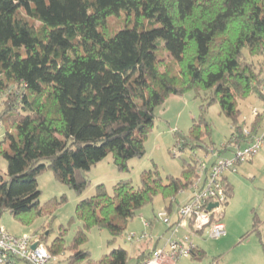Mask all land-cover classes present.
I'll list each match as a JSON object with an SVG mask.
<instances>
[{"label": "trees", "instance_id": "obj_1", "mask_svg": "<svg viewBox=\"0 0 264 264\" xmlns=\"http://www.w3.org/2000/svg\"><path fill=\"white\" fill-rule=\"evenodd\" d=\"M116 16L122 22L111 28ZM259 56L262 62L253 60ZM263 65L264 0H0V154L7 160L0 219L7 211L26 225L52 217L40 202L38 182L48 170L77 195L90 185L92 167L110 153L119 171H129V161L146 153L157 108L172 95L194 92L203 101L201 115L188 133L174 132L175 148L193 153L180 176L165 178L154 166L142 172L138 186L121 179L110 193L99 183L77 203L72 220L80 226L70 247L66 228L51 244L46 226L40 235L53 255L68 250L71 264H128L123 247L93 261L82 248L88 232L107 229L115 240L157 195L170 209L194 182L197 152L228 151L206 142L208 106L219 103L230 119L227 143L249 142L264 125V112L249 124L240 118L239 101L250 95L264 100ZM227 174L230 199L234 186ZM203 255L196 245L193 257Z\"/></svg>", "mask_w": 264, "mask_h": 264}, {"label": "rangeland", "instance_id": "obj_2", "mask_svg": "<svg viewBox=\"0 0 264 264\" xmlns=\"http://www.w3.org/2000/svg\"><path fill=\"white\" fill-rule=\"evenodd\" d=\"M121 22L120 17H112L109 22L110 27H117ZM253 60L262 62L263 57H255ZM175 98L177 99L174 101L167 99L157 108L155 125L146 141V153L143 157L129 161V171H119L114 164L113 154L110 153L92 167L89 172L90 185L82 195H77L72 188L58 181L53 172L48 170L38 176V182L42 190L40 202L43 206L49 207L52 217L49 215L37 217L30 225H26L7 211L0 219V227L19 236L31 234L38 238L44 234L43 227L46 226L50 231L47 236L48 244L52 243L63 227L67 229L66 246L70 247L80 226L78 220H72L77 203L83 198L92 196L99 183H104L110 193L113 192L114 184L121 179H131L133 184L138 186L141 183L142 172L154 166L165 178L168 175L180 176L184 160L190 161L193 153L190 150L180 151L175 148L174 132L175 129H179L183 133H188L193 120L201 115L203 101L196 97L194 92ZM2 105L0 98V111ZM239 109L240 118L251 124L258 114L264 112V100L256 95H250L239 101ZM256 110L259 111L257 115L254 114ZM205 117L211 125L210 138H207L206 142L221 147L229 140L233 131L230 119L222 112L219 103L208 106ZM4 133L5 128L0 126V141ZM259 154L260 156L255 160ZM259 154L253 160L242 163L237 172H231L232 174L229 175L234 186V194L225 208L223 222L226 225V233L220 237H210L206 230L201 234L192 235L191 240L204 250V255L183 256L178 264H264V149ZM223 155L229 156L231 152ZM197 156L204 158L205 153L198 151ZM213 156L211 155L210 158ZM6 172L7 160L0 154V174L5 175ZM191 193L190 187L180 192L177 200L172 204L171 211L167 209L169 201L162 195H157L152 203L145 204L138 211L137 215L128 222L126 230L115 240L107 229L93 227L88 232V240L82 248L89 251L93 261H98L112 249L123 247L129 252L128 264H136L140 252L163 247L171 235L167 223L162 219L157 220L159 212L167 211L169 218L175 220L180 206L187 202ZM55 198L58 204L53 203ZM143 220L153 221V225L146 228ZM257 221L259 231L254 230V223ZM145 232L148 236L142 242L128 239L129 234L138 236ZM186 233L180 228L178 235L182 236ZM68 255V250L58 255L61 259L60 264H71Z\"/></svg>", "mask_w": 264, "mask_h": 264}, {"label": "built area", "instance_id": "obj_3", "mask_svg": "<svg viewBox=\"0 0 264 264\" xmlns=\"http://www.w3.org/2000/svg\"><path fill=\"white\" fill-rule=\"evenodd\" d=\"M255 111L254 114H258ZM252 128L246 126L244 132L250 134ZM231 155L219 156L215 150L199 158L194 182L190 186L192 193L186 203L180 206L177 218L171 220L167 211L159 212L158 219H162L171 231L170 237L161 248L155 247L136 264H178L183 256H192L196 244L191 240L192 235L208 231L210 237H220L226 233L223 222L225 208L229 201L224 176L237 172L239 166L253 160L264 149V125L252 134L246 144L236 142L224 143ZM211 155H214L212 158ZM213 159V161H210ZM210 204L217 206L209 208ZM146 228L153 225V221L143 220ZM182 228L187 233L179 236ZM148 233L136 236L129 234L131 241L142 242ZM37 243L33 248V244ZM58 255H53L48 246L35 235H16L4 227H0V264H60Z\"/></svg>", "mask_w": 264, "mask_h": 264}, {"label": "crops", "instance_id": "obj_4", "mask_svg": "<svg viewBox=\"0 0 264 264\" xmlns=\"http://www.w3.org/2000/svg\"><path fill=\"white\" fill-rule=\"evenodd\" d=\"M175 97H177V96L172 95V96H170L168 99H170V100L172 99V100L174 101V100L177 99V98H175ZM178 121H179V119H178ZM259 156H260V154L255 158V160L258 159ZM252 162H253V161H252ZM230 174H232V173H228V174H227L229 180H230V176H229ZM228 203H229V201H228ZM167 209L171 211L172 207H171L170 209H169V208H167Z\"/></svg>", "mask_w": 264, "mask_h": 264}, {"label": "water", "instance_id": "obj_5", "mask_svg": "<svg viewBox=\"0 0 264 264\" xmlns=\"http://www.w3.org/2000/svg\"><path fill=\"white\" fill-rule=\"evenodd\" d=\"M215 206H217V204H210L209 208H212V207H215ZM36 245H37V243L35 242L32 247L35 248Z\"/></svg>", "mask_w": 264, "mask_h": 264}]
</instances>
